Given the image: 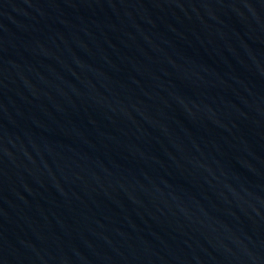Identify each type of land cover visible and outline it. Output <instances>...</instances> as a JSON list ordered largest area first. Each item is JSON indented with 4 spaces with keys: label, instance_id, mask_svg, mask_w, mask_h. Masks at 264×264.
Masks as SVG:
<instances>
[{
    "label": "water",
    "instance_id": "95a60500",
    "mask_svg": "<svg viewBox=\"0 0 264 264\" xmlns=\"http://www.w3.org/2000/svg\"><path fill=\"white\" fill-rule=\"evenodd\" d=\"M0 264H264V0H0Z\"/></svg>",
    "mask_w": 264,
    "mask_h": 264
}]
</instances>
